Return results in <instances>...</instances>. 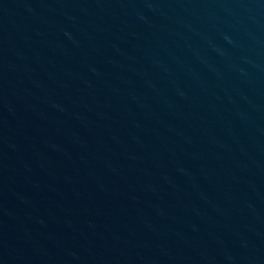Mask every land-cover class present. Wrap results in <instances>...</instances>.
<instances>
[{"label":"water","instance_id":"1","mask_svg":"<svg viewBox=\"0 0 264 264\" xmlns=\"http://www.w3.org/2000/svg\"><path fill=\"white\" fill-rule=\"evenodd\" d=\"M0 264H264V0H0Z\"/></svg>","mask_w":264,"mask_h":264}]
</instances>
